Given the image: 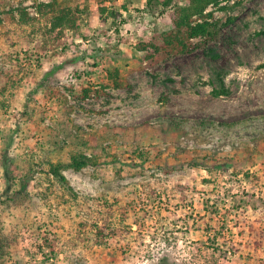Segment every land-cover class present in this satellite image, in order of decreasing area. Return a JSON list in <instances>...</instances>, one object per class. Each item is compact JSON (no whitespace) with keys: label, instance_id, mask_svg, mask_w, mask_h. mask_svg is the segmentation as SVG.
Returning a JSON list of instances; mask_svg holds the SVG:
<instances>
[{"label":"rangeland","instance_id":"rangeland-1","mask_svg":"<svg viewBox=\"0 0 264 264\" xmlns=\"http://www.w3.org/2000/svg\"><path fill=\"white\" fill-rule=\"evenodd\" d=\"M51 1L0 0V264H264V0L209 5L216 36L154 64L162 6L69 0L54 39L20 22Z\"/></svg>","mask_w":264,"mask_h":264},{"label":"trees","instance_id":"trees-1","mask_svg":"<svg viewBox=\"0 0 264 264\" xmlns=\"http://www.w3.org/2000/svg\"><path fill=\"white\" fill-rule=\"evenodd\" d=\"M181 0H146L147 3H155L166 9L171 22L168 30L160 34H153L148 38L140 39L136 43L137 49L145 51V59L150 64L158 61L167 60L174 55L190 53L199 45L192 40L197 37H206L212 39L217 34L215 22L208 20L212 16V12H205L209 5L217 6L220 0H188L184 5H180ZM66 0L65 4L58 0H52L48 3H40L37 11L40 18H32L27 14H20V22L30 23L29 20L41 21V16L46 19L43 26L39 27L43 37L58 38L65 28L72 30L77 29V19L83 10L76 4L74 7ZM71 5V6H69ZM220 8H225L221 6ZM205 12V13H204ZM203 20H199V17ZM112 83L115 87H122L124 76L120 75L117 68H112L108 71ZM9 80V79H8ZM11 80V79H10ZM86 95V94H85ZM91 162L90 158L83 153L72 154L68 167L79 170ZM50 172L59 180L66 181L62 174V165L57 163L50 164ZM9 174V168L6 167V178ZM14 183V179L11 181ZM25 187L24 184L21 188ZM8 189V188H7ZM105 226L97 227L96 232L103 236Z\"/></svg>","mask_w":264,"mask_h":264}]
</instances>
